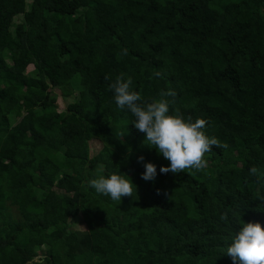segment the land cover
Listing matches in <instances>:
<instances>
[{"label":"trees","instance_id":"1","mask_svg":"<svg viewBox=\"0 0 264 264\" xmlns=\"http://www.w3.org/2000/svg\"><path fill=\"white\" fill-rule=\"evenodd\" d=\"M27 5L31 21L9 38L0 12V264H233L226 251L243 224H264V178L250 174L264 173V0ZM121 74L149 102L174 90L170 113L205 119L227 147L213 146L203 170L161 173L170 162L115 103ZM54 88L76 92L63 111ZM87 137L102 143L92 156L80 145ZM147 162L154 181L142 179ZM101 164L100 174L133 181V197L113 201L89 186ZM79 215L92 232L70 230Z\"/></svg>","mask_w":264,"mask_h":264},{"label":"clouds","instance_id":"2","mask_svg":"<svg viewBox=\"0 0 264 264\" xmlns=\"http://www.w3.org/2000/svg\"><path fill=\"white\" fill-rule=\"evenodd\" d=\"M123 54H127V49ZM154 75L159 77L162 74L157 71ZM132 84L131 77L125 79L121 74L110 85V89L114 90L117 107L129 110L135 117L133 123L136 129L146 134L143 144L156 148L158 153L170 162L169 165L160 167L161 173L180 174L193 168L203 170L207 167L205 154L210 152L213 146L227 147V144L222 145L216 137L206 134L204 129L208 122L205 119H185L178 110L170 113V108L175 104L174 90H162L159 99L149 102L144 100L139 92L131 90ZM169 97L173 99L170 100ZM123 135L124 132L121 133L122 137ZM144 159L143 155L138 157L140 162ZM103 171L104 166L101 164L96 175L88 181L91 188L109 196L113 201L121 202L123 197H133L135 184L131 179L116 173L100 174ZM250 174L264 178V173L256 166L250 169ZM156 176V164L147 162L142 179L154 181ZM220 219L227 220L228 213H223ZM226 254L232 258L233 264H264V224L245 222L227 248Z\"/></svg>","mask_w":264,"mask_h":264},{"label":"rangeland","instance_id":"3","mask_svg":"<svg viewBox=\"0 0 264 264\" xmlns=\"http://www.w3.org/2000/svg\"><path fill=\"white\" fill-rule=\"evenodd\" d=\"M17 0H0V12L2 14H4L6 16V22H7V27H8V32L6 34L7 38L11 37L14 33V28L18 23H23V24H27L31 21V14H30V9H29V5H27L30 0H24V2H26L25 4V9L23 12H18L17 11V6L15 4ZM84 8L85 6H82L79 10L76 11L75 16L80 20L83 21V12H84ZM3 63H9L10 62V52L6 49L3 53ZM39 70L37 69V66H34L32 64L28 65V67L25 69V72H32L33 74H36ZM75 80H78L77 77L75 78ZM75 87H79L80 85L75 82L74 83ZM53 93L56 95V103L58 106V110L59 111H63L66 109V106L68 105V103L72 102L74 100L75 94L73 93L70 96H63L60 89L54 88L53 89ZM97 116L95 119H93L94 123H99V111H97ZM23 114V111H19V110H14V121H12V123H15L17 120L20 119L21 115ZM16 119V120H15ZM80 145H83L86 149L87 152H89V155H94L96 154L102 146V143L99 139L97 138H86L84 141L80 142ZM6 149H4L3 147H1L0 149V155L4 156L6 154ZM82 172L81 170H77ZM69 226H70V230H76L78 231L80 234L85 233V232H92L93 229H91L90 227H88L82 217L79 215L77 217L74 218H69ZM46 246L44 247H40V249L38 250V253L40 255L43 254V251L45 249ZM37 250V249H36ZM39 254L37 256L34 257V259H38L39 258Z\"/></svg>","mask_w":264,"mask_h":264}]
</instances>
